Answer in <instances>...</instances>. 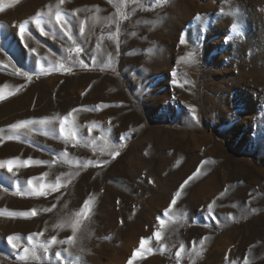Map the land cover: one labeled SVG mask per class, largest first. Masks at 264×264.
Segmentation results:
<instances>
[{"label":"rangeland","instance_id":"rangeland-1","mask_svg":"<svg viewBox=\"0 0 264 264\" xmlns=\"http://www.w3.org/2000/svg\"><path fill=\"white\" fill-rule=\"evenodd\" d=\"M0 9V264H264V0Z\"/></svg>","mask_w":264,"mask_h":264},{"label":"snow or ice","instance_id":"snow-or-ice-1","mask_svg":"<svg viewBox=\"0 0 264 264\" xmlns=\"http://www.w3.org/2000/svg\"><path fill=\"white\" fill-rule=\"evenodd\" d=\"M63 3H64V0H60V4H63ZM0 11H2V9H0ZM197 19L199 20V19H201V18H200V17H197ZM56 23H57L58 25L61 26V31L64 32V35L67 36L69 40H71V39H72V36L70 35L69 30H66L65 27H64V25L62 24V22H61V14H60L59 12L56 13ZM35 24H36V27H37L38 29H40V31H41V35H44L45 33L43 32V29L41 28V23H40V20H39V19H37V20L35 21ZM24 32H25V26H24L23 24H21V25H20V33H21V37H22V38H23V34H24ZM80 32H81V33L84 32V28H83V26H81V28H80ZM183 43H184V41L181 40V44H183ZM33 51H34V50H33ZM76 51L79 52L80 49H76ZM61 67H63V66L61 65ZM70 70H71V69H69V71H70ZM175 75H176V73H173V76H175ZM29 79H30V77H29ZM28 123H30V122H28ZM23 126H24L23 123H17V124L12 125V128H14V129H19V128L23 127ZM60 133H61V135H63V133H64V125H63V124H61V126H60ZM71 135H72L73 138H75V133H74V132L71 133ZM11 138H12V137H10V139H11ZM118 154H119L118 152L114 153V155H118ZM27 163L30 164L31 162L29 161V162H27ZM36 163H37V164H40V163H42V162H41V161H37ZM13 165H14V162H13V161H6L4 164H0V167H5V166H6V167L8 168V171L11 172L12 169H13ZM28 183H29V185H31L32 181L30 180ZM185 183H187V181H186ZM181 190H183V186H182ZM180 195H181V192H180V191H177V192L175 193V196H176L177 198L180 197ZM175 204H176V199H173V200H172V205H175ZM84 209H85L84 215L86 216V215H87V212H88V210H89V204H88L87 202L84 204ZM209 212H210V214H211V205L209 206ZM29 214L32 215V216H35V215H36V212L33 210L31 213H27V212H26V213H22L21 215L28 216ZM165 215H167V213H165ZM78 223H79V221H76V224H78ZM163 223H164V221L161 220V221H160V224L163 225ZM75 227H76V225L73 224V231H75ZM34 235H35V234H34ZM40 235H42V233H41ZM15 239H18V237H14V236H9V237H8V242H9V244L12 245L13 248L16 247V245L13 243V241H14ZM28 239H29V241L31 242V240H32V236H29ZM156 239H157V240L160 239V233H159V232L156 233ZM66 242L69 243V244H71V243H72V239L70 238V239H69L68 241H66ZM49 243H50V244H56V243H57L56 238L53 237ZM62 243H63V242H62ZM202 243H203V241H201V244H202ZM43 247H44V250H45V251L48 250V249H47V246H43ZM144 247H145V244H144V242L142 241V242H141V245H140L141 251L144 249ZM28 251H29V250H28L27 248L24 249V252H25V253H27ZM140 255H141V252H137V253H135L133 259H136V258L139 257ZM176 255L179 256L180 253L177 252ZM56 257H57V259H59V258H60V253H57V254H56ZM130 264H131V262H130Z\"/></svg>","mask_w":264,"mask_h":264}]
</instances>
